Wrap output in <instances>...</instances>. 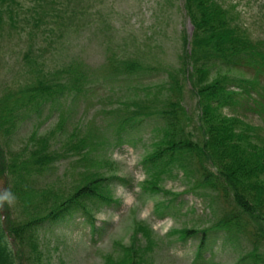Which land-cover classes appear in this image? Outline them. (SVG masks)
<instances>
[{
	"label": "trees",
	"instance_id": "obj_1",
	"mask_svg": "<svg viewBox=\"0 0 264 264\" xmlns=\"http://www.w3.org/2000/svg\"><path fill=\"white\" fill-rule=\"evenodd\" d=\"M230 10H222L215 0H184L193 33L190 44L186 37L182 40V83L179 72L168 73L160 85L144 87L140 62L110 60L100 77L137 87H126L116 105L100 110L102 129L85 123L69 132L61 116L49 134L34 131L19 142L20 150L12 151L9 143L25 119L67 98L76 103L93 95L80 65L49 74L34 55L36 40L61 39L88 8L84 0H32L26 9L19 0H0V37L17 27L23 33L29 26V46L22 56L29 76L16 91L0 97V194L9 191L15 197L10 205L0 204V264H39V230L62 224L77 212L93 230L92 209L117 205L110 187L120 180L102 173L111 167L108 153L147 121L153 129L142 164L147 176L143 194L170 197L160 185L164 177L180 172L187 189L209 204L213 220L207 229L177 235H202L196 262L210 237L219 234L234 241L230 244L242 239L247 244L236 264H264V129L245 123L241 115L226 114L243 109L264 117V42H252ZM239 71L251 79L231 77ZM184 87L197 100V143L186 131L190 122L180 100ZM62 162L66 167L59 174ZM169 204H155L156 216L163 217ZM132 231L128 245L113 243L102 264H154L153 233L140 223Z\"/></svg>",
	"mask_w": 264,
	"mask_h": 264
},
{
	"label": "rangeland",
	"instance_id": "obj_2",
	"mask_svg": "<svg viewBox=\"0 0 264 264\" xmlns=\"http://www.w3.org/2000/svg\"><path fill=\"white\" fill-rule=\"evenodd\" d=\"M31 1L20 0L24 8ZM217 3L224 10L234 9L233 14L253 41H264V0H218ZM84 6L88 8L85 16L77 15L72 28L63 33L61 39H52L56 42V47L51 45V41L39 45L36 40L35 43L36 49L42 51L44 69L47 72L53 73L77 64L85 69L92 82L89 88L93 95L88 97L83 107L82 100L76 102L82 108L72 104L70 99L61 109L68 118L67 127L71 128L77 122L92 123L95 128L102 129L105 123L96 114L102 108L100 102L106 105L107 98L114 100L112 93L119 97L125 89L121 83L105 82L100 77L101 68L107 61L111 58L140 60L148 70L142 74L143 82L147 86H158L168 73L176 74L180 69L178 58L182 53L181 37L186 36L189 39L192 27L184 17L181 0H84ZM28 32L29 26L25 27L23 33L17 27L11 35L2 34L0 37V97L6 91L21 86L29 76L28 68L21 62L29 46ZM179 78L182 83V72ZM97 79L101 82H97ZM180 100L190 122L187 133L192 142L197 143L196 138L200 132L196 100L186 87L182 89ZM43 113L40 120L31 116L20 124L17 137L13 139L14 143H9L12 151L21 149L22 144L19 142L26 141L32 132V126L37 125V122L40 125L36 129L40 134L53 129L58 114ZM235 113L241 115L245 123L264 129V117H258L243 109L236 110ZM133 138L140 141L134 146L124 145L109 151L111 167L102 170L105 176L114 175L125 181L124 185L115 183L112 187L119 205L114 208L92 209L95 222L93 235L85 223V218L80 214L60 226L42 229L39 233L42 253L40 264H102V257L112 252L114 242L128 245L134 232L133 226L137 223L152 229L156 235L153 237V242L157 245L153 256L154 264L193 263L197 246L195 240L180 243L175 237L168 240L166 236L172 230L185 227L204 230L213 219L211 220L209 211L200 199L189 195L179 199L184 206L178 207L179 213L176 217L166 216L162 220L153 216L154 204L163 197L142 196L140 190L145 181L141 162L149 144L148 128L133 135ZM65 167L64 162L57 166L59 174ZM185 190L186 184L181 174L174 180L166 179L163 182L164 193L181 195ZM189 210L193 213H188ZM213 242L214 245L209 247L213 253L212 263L234 264L231 251L221 247V238L216 237ZM246 245L241 242L236 248L240 249L239 252L246 251Z\"/></svg>",
	"mask_w": 264,
	"mask_h": 264
},
{
	"label": "clouds",
	"instance_id": "obj_3",
	"mask_svg": "<svg viewBox=\"0 0 264 264\" xmlns=\"http://www.w3.org/2000/svg\"><path fill=\"white\" fill-rule=\"evenodd\" d=\"M14 199V195L9 191H5L3 194H0V204L7 202L10 205Z\"/></svg>",
	"mask_w": 264,
	"mask_h": 264
}]
</instances>
